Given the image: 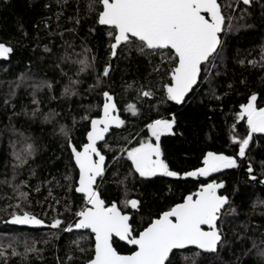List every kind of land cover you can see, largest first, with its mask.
<instances>
[{"label":"trees","instance_id":"16d2710c","mask_svg":"<svg viewBox=\"0 0 264 264\" xmlns=\"http://www.w3.org/2000/svg\"><path fill=\"white\" fill-rule=\"evenodd\" d=\"M77 3L83 16L86 0H69L63 9L56 0H0V41L10 43L15 49L9 59L0 60V244L7 245L15 240L19 245L18 251L22 252L25 241L29 244L38 241L36 247L41 250V254H30L25 264H60L61 261L67 264L66 253L69 252L70 241L77 239L81 233L88 236L89 230L66 233L47 226L33 228L5 223L10 220V213L14 210L8 208V204L16 203V200L9 199L16 195L11 184L2 183L5 180L12 181L13 165L17 163L13 152H21L26 144H32L35 148L34 155L17 169L14 182L19 184L28 181V186L23 189L30 191L31 195L30 206L26 210L43 219L45 225L51 224L57 216L72 223L76 219L72 213L83 206V198L81 194L67 190L68 184L64 179L66 173H71L77 179L78 170L74 168V160L60 126L66 125L72 129L73 144L85 143L90 122L81 117L88 115L96 118L100 115L104 91H109L115 97L119 109L117 115L126 122L122 128L114 126L107 136L108 146L112 149L135 145L136 139L149 135L145 127L147 123L176 114V135L162 136L161 147L170 167L180 172L201 167L203 155L207 151L235 155L238 147L231 142V136L236 134L242 138L248 131L246 120L236 119L239 106L247 103L252 93H257V106L264 107V69H253L247 65L241 67L236 63L238 50L242 56L247 55L248 50H255L249 58H258L259 45L264 43V0H254V5L248 9L250 15L247 23L252 27L232 33L228 38L221 75L214 77L211 86L219 95L228 94L221 101L211 99L209 85L205 83L197 90V95L190 94L182 105L171 101L161 102V84L166 83L167 79L156 73L150 75L152 66L160 63L159 57H145L135 51L129 56L127 49L124 52L118 49L117 57L112 58L108 50V26L98 25L91 18L82 20L75 33L66 31L75 26L69 17L76 14ZM46 4L51 7L46 8ZM61 10L64 14L57 27L56 13ZM49 17L50 20L47 19ZM90 28H95V32L90 33ZM59 32H64V36L58 35ZM65 41L74 43L76 53L82 47L92 49L96 56L95 70L77 77L75 73L79 65L65 63L61 67L68 75H62L57 65L65 54ZM45 46L51 51L45 52ZM67 51L72 53L73 49L68 48ZM73 59H76L75 55ZM107 63H111L114 69L110 77L104 78L97 88L90 89V85L96 83L97 73ZM69 76L81 81L75 88L77 95H63L64 88L70 86ZM244 78H247L246 85L239 83ZM45 81L52 84L51 90L43 86ZM133 81L136 84L129 89L127 86ZM229 83L234 84L231 90L227 87ZM140 84L145 88L151 86L156 89V96L137 102L136 88ZM12 92H15V96L11 98L10 104L5 105L4 101L10 98ZM33 93L40 101V111L35 117L31 115L37 107L32 103ZM130 103L137 104L139 115L133 116L127 110ZM49 112L59 115L46 121L45 116ZM233 124L236 126L235 133ZM122 138L131 139L124 144ZM109 147H104L102 151L109 157L107 164L111 165L112 152ZM116 154L119 155V151ZM248 158L253 162L254 173L260 177V164L264 161V134H254ZM130 163L121 161L119 178L99 182L102 198L106 202L112 200L119 204L124 199L123 188L117 187L116 180L123 179L130 171ZM240 164L239 168L223 169L211 177L199 179L178 180L158 175L150 178L153 181L151 184L141 183V178L136 174L135 178L129 177L130 198H137V192L146 195L148 206L143 213V220L146 221L149 212L155 214L167 210L174 202H181L182 197L197 191L200 184L223 181L225 187L221 189V194L229 196L231 208L235 211L228 212L224 218L225 241L219 254L208 256L205 261H198V264H264V257L259 255L264 250V204L257 203L264 201V184L250 181L245 162L240 161ZM112 171L114 169L107 173L109 177H112ZM53 177L61 186L48 184ZM37 186H41L40 192L35 191ZM49 189L52 191L51 197ZM65 201L71 208L70 212L65 211ZM135 219L139 221L141 217ZM53 233H57L58 238ZM92 241L93 236L87 241L88 247H94ZM116 246L123 253H127L130 248L118 239ZM72 249H75V245H72ZM75 254L80 256L78 252ZM7 264H20V258L11 257Z\"/></svg>","mask_w":264,"mask_h":264},{"label":"snow or ice","instance_id":"6c2138e0","mask_svg":"<svg viewBox=\"0 0 264 264\" xmlns=\"http://www.w3.org/2000/svg\"><path fill=\"white\" fill-rule=\"evenodd\" d=\"M69 0H56L58 5L64 6ZM254 5V0H86L85 14H80L79 3H77L76 14L69 17L75 25L67 29L69 33H75L81 21L93 19L98 25L108 26V50L111 57H117V49L124 52L127 49L130 56L133 51L145 57H159L160 63L153 65L150 75L153 73L166 77L167 82L161 84L163 94L162 103L169 101L177 105L186 102V98L198 94L201 85H209L211 99L221 101L224 96L217 94L212 86L214 77L221 75V66L227 51L228 38L230 34L239 32L243 28L252 27L247 23L250 15L249 8ZM46 8L51 5L46 4ZM63 10L56 13L57 27L63 15ZM47 19H51L50 17ZM46 27L49 25L46 24ZM90 33L95 28L89 29ZM61 37L64 32L57 33ZM23 35H27L26 32ZM73 49L72 53L67 51ZM74 43L65 41V54L60 64L57 65L61 74L67 76L61 65L65 63L79 65L75 76L95 70L96 56L92 49L82 47L79 53L74 51ZM14 47L7 42L0 41V58L7 60L14 53ZM45 46V52H50ZM248 50L247 55L237 51L236 63L241 67L264 69V43L259 45L258 58L250 59L252 52ZM75 55L76 59H73ZM151 63V60L149 61ZM113 65L107 63L102 71L96 75V83L90 85V89L97 88L104 80L109 78L113 71ZM70 86L63 91L64 96L77 95L75 90L81 81L68 77ZM23 80V76H21ZM240 84L246 85L247 78L241 79ZM136 84H129L132 89ZM43 86L51 90L52 84L45 81ZM19 87V85H17ZM228 89H233L234 84L229 83ZM137 91V102L145 101L147 98L156 96V89L149 86L145 88L140 84ZM4 101L5 105L11 103V98ZM102 115L91 118L88 115L81 117L88 120L91 128L87 131L86 141L80 145L72 143V129L66 125L60 126V132L68 142L70 154L74 160V168L78 169V179L71 173H66L64 179L68 184V191L82 194L83 206L72 213L76 218L72 223L55 217L51 224L45 225V221L38 218L34 213L26 210L30 206V191L23 189L28 186V181L14 183L17 178V169L28 162V158L35 153L32 144H26L21 152H13L17 163L13 165L12 181L5 180L2 183L11 184L15 196L9 199L16 200L15 204H8V208L14 209L10 213V220L5 223L21 226L42 227L47 226L66 233L74 230H89L88 236L81 233L77 239L70 241L69 252L66 253L67 264H198L205 261L208 256H217L225 241L224 218L228 212H234L228 195L220 194L219 190L225 187L223 181L213 180L203 183L195 192L182 197L181 202H174L167 210L155 214L149 212L148 219L143 220V213L147 210L148 199L142 192H137V198H130L128 190L129 177L141 178V183L151 184L150 178L158 175L176 179H188L211 177L213 173L221 172L223 169L239 168L240 161L246 164V172L250 181L264 184V161L261 162V176L254 173L253 162L248 158L250 144L253 142L254 134H264V107L257 106L258 94L252 93L247 103L239 106L236 119L246 120L247 135L238 138L236 134L231 136V142L238 147L235 155L225 152L207 151L203 155L202 166L190 171L173 170L165 159L161 147V137L164 135H176L174 127L177 124L176 114L172 113L168 118L154 119L145 125L147 135L143 139H136L135 146L112 149L108 146L106 135L109 134L113 125L122 128L125 121L117 115L119 109L115 97L104 91ZM55 98V97H53ZM32 103L37 107L31 115L35 117L40 111V101L33 93ZM14 108L15 105H12ZM127 110L133 116L140 114L136 103L127 105ZM15 114V113H14ZM58 113L49 112L45 120L55 119ZM75 124V122H74ZM74 126V125H73ZM235 124L232 130L235 133ZM131 138H122L124 144L129 143ZM104 144L98 146L99 142ZM109 147L112 152L111 165L106 161L109 159L102 149ZM119 151V155L116 152ZM130 161V171L117 179V187L123 188L124 199L118 204L115 201H105L98 180L103 183L112 178H119L122 167L121 161ZM112 171V177L107 173ZM34 174V173H33ZM49 185H57L59 181L53 177L48 181ZM75 184L77 186L72 187ZM41 191V186L35 188ZM52 191L49 189V197ZM159 198V195L156 197ZM60 203L59 200L56 201ZM264 204V201H258ZM65 211L71 208L65 201ZM141 217L138 221L135 217ZM141 224V227L135 225ZM54 236L58 235L53 233ZM94 236V247H88L87 241ZM118 241L130 246L127 253L118 250ZM82 241L85 243L82 244ZM38 241L24 242V251H18V243L7 245L0 244V264H7L11 257H19L20 264H25L29 255L41 254L36 247ZM45 244L48 241H44ZM75 245V249H72ZM194 246V248H193ZM253 247H256L253 241ZM10 250V251H9ZM79 253L77 257L75 253ZM259 255L264 257V250ZM59 261V257H57ZM60 264H64L63 261Z\"/></svg>","mask_w":264,"mask_h":264},{"label":"water","instance_id":"95a60500","mask_svg":"<svg viewBox=\"0 0 264 264\" xmlns=\"http://www.w3.org/2000/svg\"><path fill=\"white\" fill-rule=\"evenodd\" d=\"M117 51H118V49H117ZM112 58H114V57H112ZM0 60H3L2 58H0ZM101 115H102V112H101ZM111 130L112 129H110V132H111ZM110 132H109V134H110ZM109 134H107L106 135V137H105V139L107 138V136L109 135ZM258 134H261V133H258ZM103 143V141H101V142H99V144H98V146H100L101 144ZM104 153V152H103ZM105 154V153H104ZM106 155V154H105ZM108 162V160L106 161V163ZM78 170V169H77ZM78 179V178H77ZM99 180H98V184H99ZM210 183V182H209ZM219 192H220V194H221V189L219 190ZM78 193V192H77ZM78 194H81V193H78ZM82 195V194H81ZM188 195V194H187ZM224 195V194H223ZM30 227H32V226H30ZM33 228H36V227H33ZM84 231H86V230H84ZM93 239H94V236H93ZM118 239V238H117ZM124 243V242H123ZM193 248H194V246H193Z\"/></svg>","mask_w":264,"mask_h":264},{"label":"flooded vegetation","instance_id":"af4514ba","mask_svg":"<svg viewBox=\"0 0 264 264\" xmlns=\"http://www.w3.org/2000/svg\"><path fill=\"white\" fill-rule=\"evenodd\" d=\"M100 115H101V113H100ZM114 126H115V125H114ZM114 126H113V127H114ZM90 128H91V125H90ZM90 128H89V130H90ZM133 146H135V145H133Z\"/></svg>","mask_w":264,"mask_h":264},{"label":"rangeland","instance_id":"374dc122","mask_svg":"<svg viewBox=\"0 0 264 264\" xmlns=\"http://www.w3.org/2000/svg\"><path fill=\"white\" fill-rule=\"evenodd\" d=\"M136 137V136H135ZM142 139V138H141Z\"/></svg>","mask_w":264,"mask_h":264}]
</instances>
